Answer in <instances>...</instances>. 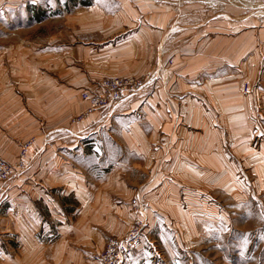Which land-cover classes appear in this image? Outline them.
<instances>
[{"label": "rangeland", "instance_id": "obj_1", "mask_svg": "<svg viewBox=\"0 0 264 264\" xmlns=\"http://www.w3.org/2000/svg\"><path fill=\"white\" fill-rule=\"evenodd\" d=\"M93 1L0 0V119L3 115L10 117V110H6V107L13 96L10 94L11 85L16 91L14 97H19L21 101L19 107L29 109L31 118L39 121L34 124L37 130L41 120H46L40 113H43L46 107L47 110L50 109L48 106L50 99L33 101V96H51L38 89L61 86L64 89L61 96L65 97L67 91L71 95L70 102L64 100L68 105L64 106V119L69 125H78L79 128L74 134L76 136L73 135L76 140L59 138L57 140L61 141L54 139L47 142L46 150H49L50 154L54 152L56 157L46 163L47 158L40 155V143L36 139V134H29L22 140L13 141L15 138L10 133V126L4 125L0 120V158L13 165L19 160L23 149L26 155L25 166L15 171L9 183L17 177L28 175L27 170L31 166L32 168L44 165L59 166V183L46 188L45 193L50 197L49 204L42 201L34 205L39 220L45 222L47 230L56 231L59 222L75 226L79 220L85 218L89 223L79 222L80 230L77 233L80 243L85 241L86 236L92 235L90 225L95 227L94 235L102 236L105 242L107 237L115 235L111 230V224L114 222L101 223L92 220L93 216L88 214L89 210L78 205L69 194V190L60 186L69 184L70 176L74 178V174L70 175L69 170L65 169L72 165L70 162H74L84 172H89L91 178H96L92 179L96 183L104 181L107 175L103 176L101 169L107 174L108 165L114 164L120 156L123 160L125 155L121 146H115L117 144L115 140L119 138L118 133L127 132L126 123L119 118L127 115L142 117L143 114L150 117L151 103L156 108L161 107L165 110L169 108L171 116L168 114V118L177 120L183 116L187 117V121L185 123L181 121L180 125L191 133H201L202 136L203 128L200 124L195 125V120L194 123L191 122L192 110L186 103L197 101L206 111L207 121L216 132V138L217 135L220 137L222 171L217 174L206 173L204 175L206 183L196 184L202 189H188L191 219L184 223L165 220L162 222L155 220L156 223H151L150 213L153 206L165 208L160 204L161 201L155 199L156 195L149 196L136 191L138 195L125 202L131 216L129 226L134 217H139L145 227V234L136 245L137 255L133 264H264V239L261 238L264 237V41H262L264 31H255V36L246 32L237 41L223 42L219 49L223 55L246 44L250 45L249 40L254 39L256 44L249 54L240 51L233 59L228 60L224 57L226 76L216 79L219 81L218 84L215 83V79L207 77L198 75L183 77L174 70L173 75L171 73L172 67L176 64L184 71L198 70L206 64L214 66V61L209 63L212 59L204 64L200 54L196 53L199 49L197 43L187 45L178 42V45L172 47L166 45L167 39H184L189 36L197 39L199 36L200 15L183 13L184 1L176 3V13H172L174 19L168 20L170 15L166 12L159 15L139 13L131 19L139 26L130 28L119 27V22L108 28V22L103 24L98 20L93 21H98L99 25L92 26L91 20L96 19L98 15L91 9ZM222 2L227 4L225 10L222 8L224 13L228 14V10L232 15L237 13L236 9L233 10L229 6L230 0ZM144 3L150 4L151 0ZM147 6L149 9L150 5ZM242 14L244 11L240 9L238 15ZM156 21L159 26V60L155 58L156 46L152 52L151 45L143 46L140 55L136 57L138 60H135L136 58L131 56L130 36L141 37L149 42L152 39L151 30L154 28L152 22ZM102 25L106 28H102ZM193 28L196 31L190 30ZM235 42L238 44H233ZM184 49L194 52L190 56V61L183 62L184 56H180L179 62L174 64L173 57L165 61V57L172 54V51L184 55L182 53H187L182 52ZM113 59L123 61L115 64L110 62ZM128 70L135 71L132 74L140 71V76L133 78L142 81V91L137 96L132 95L121 100L122 103L114 109L112 108L120 101L107 108L105 112L98 110L96 112L99 113L84 114L87 105L81 98L82 92H98L99 84L105 78H132L102 76ZM211 85H216L215 94L204 95L200 87ZM29 87L32 88V97L30 94L25 96L18 92H23L24 88ZM36 91L38 94H34ZM76 91L78 93L74 96ZM234 97L239 100V109L236 112L230 110L228 105L229 98ZM29 101L33 102L29 104ZM136 101L140 103L129 104ZM214 103L216 109L210 106ZM120 106L122 107L117 110ZM139 106L147 107V110L142 111ZM127 109H130L128 113L125 112ZM13 111L16 112L17 109L13 108ZM160 116L162 117L159 115V118ZM51 117L52 119H49L51 122L59 119L56 115ZM86 119H89L91 124H88L89 121L86 123ZM144 132L147 136L152 134L149 129ZM65 133L70 134L71 131L68 129ZM97 134L99 135L95 138ZM122 139H119V142L121 140L124 144ZM10 142L16 143L17 146L13 159L10 156L5 157L6 154L10 155ZM181 147L179 142L167 141L162 153L165 155L175 154L176 151L179 153ZM187 148L188 153L195 158L202 153L197 140L193 141L190 138ZM60 152L63 162L59 159ZM214 154L219 155L217 151ZM127 155L131 160L135 158L130 153ZM133 162L137 167L139 163L136 160ZM106 165L107 168H104ZM81 177L80 171L77 179L83 181ZM126 182L129 185H136L137 182L144 184L145 180L136 175L131 181ZM10 189L11 186L5 193L4 190L0 193V199H5V205L0 210L1 217L10 211V199L17 195L10 194ZM168 199L169 196L166 197V201ZM102 202L107 204L106 201ZM133 202L137 204L135 211L131 208ZM183 208L187 207L183 204ZM225 227L228 231L223 230ZM40 231L42 232V228ZM245 235L247 244L241 247ZM49 238L44 235L40 239L47 242ZM10 242L12 243L10 237L0 235V249L9 257L12 252L10 248L13 246Z\"/></svg>", "mask_w": 264, "mask_h": 264}, {"label": "crops", "instance_id": "obj_2", "mask_svg": "<svg viewBox=\"0 0 264 264\" xmlns=\"http://www.w3.org/2000/svg\"><path fill=\"white\" fill-rule=\"evenodd\" d=\"M145 1L149 0H136L137 3L142 5L135 3V0H94L91 9L94 14L98 15L96 19L91 20L93 22L91 25H99L98 21H101L103 24L108 22V28L113 27L118 22V26L122 28L139 26L136 25V22L131 20L135 14L139 13L159 15L166 12L168 13L167 15H170L168 20L169 18L174 19L172 13H176V3L180 0H151L150 4H145ZM182 1L185 3L183 5V13H198L200 15V26H198L199 36L197 39H193L192 36L184 39H167L166 45L167 47H172L178 45V42H181V44L184 42L187 45L197 43L199 49L196 53L200 54L204 64L212 59L209 63L214 61V66H208L209 64H206L201 66L198 70L184 71L181 69L182 67H179V64H176L172 67L171 73L173 75L174 70L183 77L196 75L199 77H207L215 79V83L219 84V81L216 79H221L226 76L223 66L224 57L228 60L233 59V56L238 55L240 51L249 54V51L254 50L256 41L254 39L252 41L249 40L248 42L250 45L246 44L238 47L229 54L225 53V55L219 52L220 47L223 42L237 41L239 37L243 36L246 32L248 35L255 36V31H264V0H230L229 6L237 11V13L233 15L229 10L228 14L224 13L227 4L225 2L223 3L222 0ZM147 5H150L149 9ZM222 8H224V10ZM240 9L244 11V14L239 16L238 13ZM93 20L98 21L95 22ZM152 24L154 28L151 30L152 39H150L149 42L141 37L135 38L133 35L130 36L132 37L130 38L132 57H138L143 46L147 47L151 45L152 52L154 50L153 48L156 46L155 58L159 60L158 48L160 44H158V21L152 22ZM190 27L192 26H189V28ZM102 28H106V26L102 25ZM190 30L196 31L195 28ZM233 44L237 45L238 42ZM182 52L187 53H182L184 55H180L178 52L172 51V54L165 57V61L173 57L172 60H174L172 63L174 64L175 62H179L180 56H184L183 62H187L190 61L191 54H194V52H191V50L188 51L187 49H184ZM135 60L138 59L136 58ZM120 61L123 60L113 59L110 62L116 64ZM141 62L145 63L143 61ZM143 67L144 66H142V68ZM132 72L129 70L123 72L115 71L112 74L107 73L102 76L134 77L141 74L140 71L133 74ZM214 86L216 85L200 87V90L204 95H214L216 90ZM49 89L52 91H48ZM31 90L32 88L29 87L24 88L23 92H18L25 96L28 94L31 96ZM38 90H44V94L51 96H33V101L36 99L40 101L43 99H50L48 102L50 109L47 110L48 108L46 107L47 109L45 108L43 113H40V116L46 120H41L37 130L34 124L39 121L33 117L31 118L28 112L29 109H26L24 106H21V108L19 107L18 104H20L21 101L18 96V98L14 97L16 91L11 85L10 94H13V96L10 97V104L6 107V110H10V117H8V115H3V118L0 120L4 125L10 126V133L15 138L13 141L22 140L29 134H36V139L40 143V155L47 158V163L51 158L56 157L54 152L50 154V151L46 150L47 142H52L54 139H56V141H61V139L64 138L71 141L76 140L73 135L77 133V129L79 128L78 125H69V122L64 119V106H68L65 102H70L71 98L68 91L65 93L66 96L63 97L61 94L64 93V89L61 86L44 87ZM77 93L76 91L74 96ZM34 94H38V91ZM134 96H137V94ZM213 97L215 98V96ZM122 101L112 109L119 106ZM32 102L29 101V104ZM138 103H140V101L129 104L134 105ZM186 103L192 110L190 113L191 122L194 123L195 120V125L200 124V127L203 128L204 133L202 132V136L201 133H191L187 128L180 125L181 121L184 123L187 121V117H180L178 114L180 118L177 120L168 118V114L171 116L169 108L167 110L161 107L156 108V106L151 103L150 117H146V114H143L142 117L127 115L124 116V118H119L126 123L127 132L118 133L119 138L115 140L117 143L115 146H121L125 155L123 160L122 156H120L114 164L108 165L109 174H104L105 170L101 169L103 176L107 175L104 181L96 183L95 180H92L96 178H91L89 172H84L76 163L70 162L72 165L65 170H69L70 175L74 174V178L70 176V183L60 184V186H64L69 190V194L76 200L78 205L86 207L89 210L88 214L93 216L92 220L101 223L114 222V224H111V230L116 236H121L129 226L131 216L128 214L125 202L127 203V200L136 195V191H141L144 195H156L155 199L161 201L160 204L165 207L160 208L153 206L150 213L151 223H156V221L162 222L163 220L174 223L189 221L191 219V211L189 208L190 200L187 194V191H189L188 189H202L200 188L201 186H196V184L201 185V183H206V178L204 176L206 173H220L223 163L222 155L219 150L220 137L217 135L216 138V132L208 123L207 114H205L206 111L203 109V106H200L197 101L195 103ZM215 104L216 103L210 104L212 109L217 108ZM228 105L230 110L236 112L239 109V100L235 97L229 98ZM121 107L122 106L118 107L117 110ZM139 107L142 111L147 110V107ZM13 108H16L17 111H13ZM106 110L107 108L99 112H105ZM129 110L130 109H127L125 112L128 113ZM51 115L59 116V119L51 122L49 120L52 119ZM159 115H162V117L160 116L159 118ZM85 121L87 123L89 119ZM88 124H91L90 121ZM68 129L71 131L70 134L65 133ZM148 129L152 131L151 136H147L144 132L148 131ZM54 132H60V134H55ZM98 135L99 134L95 135V138H97ZM59 138L61 139L57 140ZM190 138L193 139V141L197 140L200 145L202 153L197 158L188 153L189 148H187V146ZM119 139H122L124 144H122L121 140L119 142ZM167 141L171 143L179 142L182 146L180 152L178 153L176 151L175 154L171 155L163 154L162 148ZM10 143V155L6 154L5 157L9 158L10 156V158L13 159L17 146L16 143ZM211 146H213V148ZM216 151L219 154L218 156L214 154ZM128 153L132 154L135 158L133 160L129 159ZM169 158H172V160H169ZM59 159L62 162L64 161L62 159V152H60ZM135 160L139 163V167L134 165L135 162L133 161ZM61 168H63L62 165ZM104 168H107V165ZM58 169L59 166L44 165L34 168L31 166L27 170L28 175L19 176L20 178L17 177L18 179L16 178L9 183V185L8 183L6 184L5 189H3L4 193L8 187L11 186L10 194L13 193L20 196L14 195L13 198L10 199V211L4 213L5 216L3 215L1 217L0 215V235L8 238L10 237V241H12L10 245H13L10 248V252L12 251L10 257L5 255V252L0 249V264H92L90 255L103 246L104 241L102 236L97 234L94 235L95 227L93 225L89 226L92 229V235L89 237L86 236L85 241L80 243L77 232L80 230L79 222L89 223L85 218L79 220L75 226L71 223L62 224L59 222L56 231L51 229L47 230L45 222L39 220L38 212L34 205L42 201L47 205L49 204L50 197L45 193L47 190L46 188L56 186V184L59 183L60 172ZM80 171L83 181L77 179ZM136 175H138V178H143L145 183L137 182L136 185H129L126 180L131 181ZM212 177L215 182L214 176ZM63 179L64 177L62 176V180ZM190 182L193 183L189 184ZM104 184L106 185L105 188L103 187ZM103 189L105 190L104 192L102 191ZM168 196L170 199L166 201V197ZM102 201H106L107 204ZM183 204L187 208H183ZM4 205L5 199H0V210ZM111 205L113 206V210ZM3 217L6 218V220ZM41 228L42 232L40 231ZM44 235L52 239L49 238L47 242L41 240L40 238ZM136 249L135 247L126 258L124 264L134 263L137 255Z\"/></svg>", "mask_w": 264, "mask_h": 264}, {"label": "built area", "instance_id": "obj_3", "mask_svg": "<svg viewBox=\"0 0 264 264\" xmlns=\"http://www.w3.org/2000/svg\"><path fill=\"white\" fill-rule=\"evenodd\" d=\"M142 81L137 78H105L99 84V91H84L81 98L86 101L84 114L106 109L128 96L136 95L142 90ZM80 120V118H77ZM15 164H10L0 158V193L13 177L15 171L25 166V149ZM132 210L137 209V204L132 203ZM145 234L143 220L134 217L127 231L121 236L111 235L106 238L103 246L91 254L92 264H124L136 245Z\"/></svg>", "mask_w": 264, "mask_h": 264}, {"label": "snow or ice", "instance_id": "obj_4", "mask_svg": "<svg viewBox=\"0 0 264 264\" xmlns=\"http://www.w3.org/2000/svg\"><path fill=\"white\" fill-rule=\"evenodd\" d=\"M223 230H224V231H228V229H227L226 227L223 228ZM261 238L264 239V237H261ZM246 244H247V235H245V236L243 237L241 247H243V246L246 245Z\"/></svg>", "mask_w": 264, "mask_h": 264}, {"label": "trees", "instance_id": "obj_5", "mask_svg": "<svg viewBox=\"0 0 264 264\" xmlns=\"http://www.w3.org/2000/svg\"><path fill=\"white\" fill-rule=\"evenodd\" d=\"M36 16H38V14L36 13Z\"/></svg>", "mask_w": 264, "mask_h": 264}]
</instances>
